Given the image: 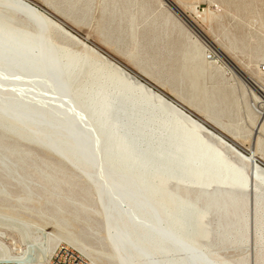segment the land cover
<instances>
[{"label": "bare ground", "instance_id": "bare-ground-1", "mask_svg": "<svg viewBox=\"0 0 264 264\" xmlns=\"http://www.w3.org/2000/svg\"><path fill=\"white\" fill-rule=\"evenodd\" d=\"M92 1L69 2L85 17ZM176 5L102 0L105 42L125 47L135 70L47 6L0 0V221L18 235L8 246L0 233V262L44 263L69 244L94 264H240L220 253L246 245L251 209L264 264V166L257 160H264V89L227 57L230 46L210 41L209 49L197 36L184 55L190 95L163 84L165 69L143 50L137 30L188 37L182 17L205 38ZM219 62L258 91L246 89L262 115L248 153L223 135L232 128L222 122L228 97L199 86ZM32 146L58 160L40 158ZM90 213L101 218L107 249L70 229Z\"/></svg>", "mask_w": 264, "mask_h": 264}, {"label": "rangeland", "instance_id": "rangeland-1", "mask_svg": "<svg viewBox=\"0 0 264 264\" xmlns=\"http://www.w3.org/2000/svg\"><path fill=\"white\" fill-rule=\"evenodd\" d=\"M38 5L47 6L49 11H55L59 15L65 17L68 22L79 30L82 36L89 35L93 43L104 46V48L129 65L130 68L139 69L136 62L129 58L128 50L122 46L113 45L112 42H105L107 38L102 34L104 24L108 19L104 16L101 19V2L102 0H93L90 5V12L82 16L81 13L74 11L70 2L71 0H31ZM86 3L87 0H82ZM176 7L195 21L197 26L205 34V38L200 36L181 16L184 25V32L188 33V37L180 36L178 30L170 31L169 36L163 37V29L157 27V36H154V26L138 27V40L141 47L147 55L158 65L164 67L165 75H159L161 82L167 84L168 88L176 95L188 97L190 94L189 78L185 76L187 69H184L185 60L184 55L195 36L198 37V42L201 46H208L209 42L217 45L230 46L231 52H227V57L233 60L245 73L253 78L260 87L264 89V76L259 73V67L264 65V0H170ZM172 8V6H171ZM174 10V8H172ZM176 12V10H174ZM198 12H202L201 17L197 16ZM178 14V13H177ZM127 22H124V26ZM155 37V38H154ZM195 37V38H194ZM154 39V40H153ZM153 40V41H152ZM191 40V41H190ZM75 49H80L79 46L72 45ZM76 46V47H75ZM209 54V52H208ZM214 59H217V54ZM225 62H219L211 67L206 73V77L200 79V87L206 83L209 92H214L217 96L223 98L225 95L227 99V107L225 114L222 117L224 124H232L231 130L224 131V137L241 149L244 153H248L254 140L257 139L255 135V127L260 122L262 115L261 111L256 107L254 97L248 94V90L258 94V91L248 83L244 86L243 82L237 78H230V71L227 69ZM223 66L222 69L217 70L216 66ZM226 66V67H225ZM177 67V68H176ZM146 70H151L145 67ZM170 72L174 73L173 80L175 84H170ZM218 72V73H217ZM214 75V76H213ZM191 77V75H190ZM179 79L183 82L180 84ZM236 80V81H235ZM204 81V82H203ZM246 81V80H245ZM231 84V85H230ZM238 84V85H237ZM216 86V87H215ZM229 86V87H228ZM248 89V90H246ZM178 92V93H177ZM233 93V94H232ZM245 98L242 99V96ZM170 97L169 95H167ZM171 98V97H170ZM241 99V100H240ZM260 112H259V111ZM197 117L194 113H192ZM248 116V117H247ZM249 118V119H248ZM202 120V119H200ZM206 125L217 131L210 123ZM255 126V127H254ZM236 130V131H235ZM239 131V133H238ZM254 139V140H253ZM11 142V140H8ZM253 141V143H252ZM264 146V144H263ZM36 149V153L42 159L49 161H57L58 158L42 149L32 146ZM258 163L264 166V160L258 156ZM68 169L72 170L68 165ZM84 184V179L81 178L80 185ZM11 190L14 194H20V190L16 186H12ZM22 194V193H21ZM90 201H95L92 195ZM51 208L50 206H47ZM253 213V214H252ZM252 214V215H251ZM84 221L72 223L70 229L75 233H86L88 235L87 241L97 248L107 249L104 241L103 229L99 228L101 218L97 214L90 213L89 217L82 215ZM253 218V219H251ZM41 225L44 232L56 233V228L53 223L40 218L34 219ZM250 229L249 239L244 247H228L221 251V255L234 261L235 263L246 264H261L259 262V248L257 245V233L254 225V212L250 209ZM43 221V222H42ZM0 221V226L2 222ZM48 223V224H47ZM253 224V225H251ZM0 227V233L6 232L7 238H4L5 244L12 245V238L18 240V235L12 231L5 230ZM54 227V228H53ZM92 229V230H91ZM7 240V241H6ZM68 245L69 244H64ZM77 250L75 247L70 246ZM244 248V249H243ZM246 248V249H245ZM81 253L91 264H94L90 258ZM228 251V252H227ZM101 264H107L104 260Z\"/></svg>", "mask_w": 264, "mask_h": 264}, {"label": "built area", "instance_id": "built-area-1", "mask_svg": "<svg viewBox=\"0 0 264 264\" xmlns=\"http://www.w3.org/2000/svg\"><path fill=\"white\" fill-rule=\"evenodd\" d=\"M215 57L209 54L208 58L211 60ZM259 71L264 73V65L259 67ZM0 264H91L81 253L68 245H60L56 248L52 256L44 263H15L4 262Z\"/></svg>", "mask_w": 264, "mask_h": 264}, {"label": "water", "instance_id": "water-1", "mask_svg": "<svg viewBox=\"0 0 264 264\" xmlns=\"http://www.w3.org/2000/svg\"><path fill=\"white\" fill-rule=\"evenodd\" d=\"M165 1H167V2H168V1H170V0H165ZM170 2H171V1H170ZM171 3H172V2H171ZM165 96H166L167 98H170V97H168L167 95H165Z\"/></svg>", "mask_w": 264, "mask_h": 264}]
</instances>
